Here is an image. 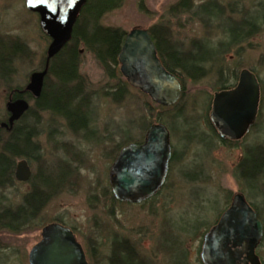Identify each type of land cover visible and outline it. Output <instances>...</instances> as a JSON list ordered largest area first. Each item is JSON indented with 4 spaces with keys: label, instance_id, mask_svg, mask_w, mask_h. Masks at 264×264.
<instances>
[{
    "label": "rangeland",
    "instance_id": "rangeland-1",
    "mask_svg": "<svg viewBox=\"0 0 264 264\" xmlns=\"http://www.w3.org/2000/svg\"><path fill=\"white\" fill-rule=\"evenodd\" d=\"M188 1L196 6L206 0ZM214 1L227 5L232 0ZM248 1L251 7L256 4V0ZM179 2L123 0L119 7L105 12L99 19L100 24L124 32L134 27L166 25L182 59L188 63L198 58L206 60L199 69L202 73L196 77L176 70L182 92L175 105L159 107L147 94L129 85L120 97L114 95L118 98L114 101L109 92L125 78L120 75L117 79L108 78L92 53L82 44L78 45V72L91 92L92 123L87 130L71 131L63 118L36 111L34 119L41 123L36 129L41 132L34 141L41 147L42 154L39 160H28L33 174L45 165L48 171H41L54 172L58 183L67 173L68 166L69 172L65 182L59 184L41 209L37 221L40 225L18 234L0 231V264H28V251L40 239L41 226L54 220L71 227L89 264H108L107 257L112 250L124 249L122 256L134 258V253L125 249L123 239L132 244L148 264H181L182 250L186 252V264H201L199 251L203 234L216 222L237 191L243 193L247 202L257 204V216L264 222V192L255 196L254 189L260 182L253 175L259 168L256 166H264V159L257 157L258 164L249 170L252 174L248 176H253L246 178L247 181L241 177L242 173L236 175L235 167L245 146H264V24L245 42L215 54L217 41L223 39L218 25L220 23L225 29L228 24L219 15L210 17L212 21H208L207 16L205 22L200 21L192 13L193 6L186 12L171 15L172 9L180 10ZM0 37L7 42L6 46L18 43L26 49L21 47L22 51L13 53L17 58L13 60L12 72L0 69L5 79L12 75L11 84L22 90L29 83L32 71L40 69L49 44V38L41 28L40 13L29 11L24 0H0ZM193 42L202 43L204 49L199 47L200 43ZM244 68L256 75L261 86L256 126L235 144L219 145L215 141L208 151L206 147H198L195 141H201L199 136L202 141L216 140L206 128L205 120L213 93L220 89L219 77L225 85H230ZM9 95L11 93L0 80V117L6 115ZM33 101L29 98L31 109L34 108ZM34 119L29 118L30 122ZM182 119L188 124L185 125ZM48 121L51 126H47ZM81 121L79 116L75 123ZM157 121L168 127L173 151V160L160 191L140 204L120 203L104 196L105 188L109 190L108 175L113 159L118 149L127 143L124 138L142 141L146 128ZM191 132L194 137H188ZM29 189V182L15 181L2 193L5 201L14 206ZM182 228L186 230L182 231ZM256 253L264 264V234Z\"/></svg>",
    "mask_w": 264,
    "mask_h": 264
},
{
    "label": "water",
    "instance_id": "water-1",
    "mask_svg": "<svg viewBox=\"0 0 264 264\" xmlns=\"http://www.w3.org/2000/svg\"><path fill=\"white\" fill-rule=\"evenodd\" d=\"M85 0H24L29 11L41 15V28L49 36L46 59L55 56L69 39L75 19ZM119 68L128 82L148 93L162 105L174 103L181 83L168 72L157 56L154 43L144 28L134 27L125 34L117 55ZM47 66V65H45ZM46 67L33 71L26 89L37 98ZM259 84L248 69L239 72L232 89L214 93L210 119L221 137L239 139L255 120ZM25 98L6 103L8 116L0 128L9 129L28 109ZM169 133L162 123L151 124L141 144L129 143L117 153L109 171L113 197L122 202L140 203L154 195L164 183L170 160ZM31 169L25 158L15 164L14 178L26 182ZM262 236V224L240 193L217 223L204 234L200 258L203 264H260L255 248ZM29 264H87L80 245L68 227L49 223L41 229V240L29 255Z\"/></svg>",
    "mask_w": 264,
    "mask_h": 264
},
{
    "label": "trees",
    "instance_id": "trees-1",
    "mask_svg": "<svg viewBox=\"0 0 264 264\" xmlns=\"http://www.w3.org/2000/svg\"><path fill=\"white\" fill-rule=\"evenodd\" d=\"M122 1L85 0L79 9L68 42L64 43L55 56L48 60L43 57L41 61L40 69L46 67L47 71L40 93L33 101V110L29 108L11 128H0V231L18 234L40 225L37 221L40 219L41 209L49 197L65 182V178L69 172V166L67 173H64V178L60 179L57 183L54 172H42L41 170L43 169L48 171L46 166L42 165L30 178V189L22 195L21 201L17 205L13 206L7 203V200L5 201V194L2 193L9 189L15 182L13 174L16 158H26L29 161L39 160L42 154L41 147L34 141V138L40 131L36 127H39L41 124L34 119L36 118L34 117L36 111L46 112L55 117L63 118L66 126L71 131H84L90 127L93 120L90 115L93 113L94 108L91 103V92L89 91L88 83L78 72L79 51L77 47L79 44H82L86 50L91 52L108 78L117 79V77H120L116 67L117 54L125 33L119 28L100 24L99 19L105 12L119 7ZM244 1L247 2V5L244 4ZM248 4V0H232L227 5H219L214 0H206L194 6L192 1L180 0L178 7L180 10L172 9L170 13L171 15H175L179 11L186 12L193 6L192 13L200 21L205 22L206 16L208 17V21H212L210 17L216 18L217 15L221 16L229 27L223 29L220 23L218 25L220 34L223 37L222 40L217 41V46L215 47L216 51L214 53L218 54L228 51L237 44L245 42L251 36L255 35L261 25L264 24V0H256V4L252 7ZM148 31L154 40L157 52L167 70L177 75L178 71L176 70L179 69L193 77L202 73L199 69L202 68L206 60L204 58H198L188 63L186 59H182V56H179V49L175 48L176 42L171 39L166 25H154L149 27ZM6 43L0 37V69L4 68L12 72L13 60L17 58L13 53L15 51H22V48L25 51L26 49L18 43H13L11 47L6 46ZM200 44L199 47L204 49L203 44ZM15 47H17L16 50ZM193 71L198 74H194ZM2 75L0 73L1 83L8 89L9 94L11 93L9 95L10 98H29L30 94L25 88L21 91L19 86L11 84L12 75L7 79ZM220 79L221 77H219L220 89L233 85H225ZM125 87H128L127 83L121 81L119 86L109 92V94H112L114 101L118 100L114 95L119 94L120 97V94H124ZM26 93H28V96ZM32 111L33 113H31ZM79 116H81L83 121L77 124L75 121ZM30 117L34 119L33 122H30ZM157 118L159 119V117ZM0 121H6V115L0 117ZM183 121L184 123L186 122L185 120ZM205 121L206 126H209V121L207 119ZM48 123L49 121L47 122V126H51ZM209 130L217 140L218 138L215 137L213 128L211 127ZM188 137H194V133L191 132ZM199 138L201 141H195L198 147H206L207 151L210 150L212 144L216 141H202L200 136ZM124 139L127 143L131 142L127 138ZM258 156L264 159L263 145L245 146L242 159L236 168V175L240 176V173H242L241 177L244 181H247L246 178H251L253 175L258 178H264V166H256L258 164L256 160ZM172 160L173 156L171 157ZM255 166L259 167L258 170L253 171L251 177L248 176L252 174L248 173L249 170ZM105 190L103 195H107L108 198L114 200L108 188H105ZM59 222L61 221L59 220ZM181 230L185 231L186 228H182ZM121 242L125 245V249L134 253L135 257L129 259L128 257L122 256L125 253L124 249H121L119 252L112 250L111 255L107 257L108 264H148L136 253L137 251L132 244L125 239ZM112 244L113 247L116 246V240ZM181 254L183 255L181 264H186V252L182 250Z\"/></svg>",
    "mask_w": 264,
    "mask_h": 264
},
{
    "label": "flooded vegetation",
    "instance_id": "flooded-vegetation-1",
    "mask_svg": "<svg viewBox=\"0 0 264 264\" xmlns=\"http://www.w3.org/2000/svg\"><path fill=\"white\" fill-rule=\"evenodd\" d=\"M117 64H118V62H117ZM235 80H237V78L235 79ZM126 81L128 82V80L126 79ZM28 92V91H27ZM29 93V92H28ZM28 93H26V95L28 96ZM17 95L19 96V94L17 93ZM214 97V96H213ZM213 97H212V100H211V106H210V110H209V113H208V117L206 118L208 121H209V123H210V125L209 126H206V128L208 129V131L210 132V128L212 127L213 128V130H214V134H215V137L216 138H218L216 141H217V144H222V145H226V144H230V143H233V144H235L234 142H237V141H240V140H242V138H244L245 137V135L251 130V129H253L255 126H256V124H257V119L259 118V109H260V97H259V102H258V112H257V115H256V118H255V120H254V122L252 123V125L249 127V129L247 130V132L242 136V137H240L239 139H231V138H229V137H221L220 135H219V132H218V130L216 129V127L213 125V123H212V121H211V119H210V112H211V109H212V105H213ZM12 127V126H11ZM10 127V128H11ZM256 146V145H255ZM172 155H173V151H172V149H171V157H172ZM241 159H242V156L239 158V161L236 163V165H235V167L237 168V165H238V163L241 161ZM257 182H258V180H257ZM259 186H257L258 188L257 189H254L255 188V186H253V189H254V192H255V196H258V195H260L261 194V192L263 193L264 192V178H259ZM262 182V183H261ZM256 191H258V192H256ZM262 201L264 202V200L262 199ZM251 206H252V208L256 211V212H258V206H257V204H255V203H253V202H251V203H249ZM262 206V203L261 204H259V207H261ZM53 223V222H52ZM54 223H59V224H63V223H61V222H59V220H54ZM264 223V222H263ZM47 224V223H46ZM70 229V228H69ZM70 231L72 232V230L70 229ZM72 234H73V236H74V239H75V241L80 245V247H81V249H82V252H83V254H84V257L86 256V254H85V251H84V249H83V247H82V245H81V243L77 240V238L75 237L76 235H74V233L72 232ZM41 240V229H40V239L35 243V244H33L32 246H31V248L29 249V251H28V254H27V261H28V264L30 263L29 262V255H30V252H31V250L33 249V247L35 246V245H37L38 243H39V241Z\"/></svg>",
    "mask_w": 264,
    "mask_h": 264
}]
</instances>
